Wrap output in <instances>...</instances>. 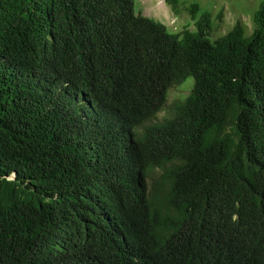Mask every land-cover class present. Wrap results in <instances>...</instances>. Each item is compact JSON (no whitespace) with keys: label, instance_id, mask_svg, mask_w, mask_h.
I'll list each match as a JSON object with an SVG mask.
<instances>
[{"label":"trees","instance_id":"16d2710c","mask_svg":"<svg viewBox=\"0 0 264 264\" xmlns=\"http://www.w3.org/2000/svg\"><path fill=\"white\" fill-rule=\"evenodd\" d=\"M136 3L0 0V264H264V0Z\"/></svg>","mask_w":264,"mask_h":264},{"label":"rangeland","instance_id":"374dc122","mask_svg":"<svg viewBox=\"0 0 264 264\" xmlns=\"http://www.w3.org/2000/svg\"><path fill=\"white\" fill-rule=\"evenodd\" d=\"M263 0H180L181 13L175 14L165 0H137L136 11L166 24L173 32L184 29L196 30L195 21L187 8L192 2H198L203 12L211 15V40L227 34L237 22H242L248 33L254 29V14ZM195 79L190 77L181 85L174 86L168 93L165 109L152 119V123L163 121L167 107L178 99L189 96L194 88ZM169 103V104H168ZM168 105V106H167Z\"/></svg>","mask_w":264,"mask_h":264}]
</instances>
